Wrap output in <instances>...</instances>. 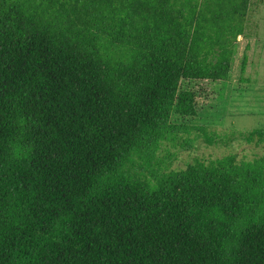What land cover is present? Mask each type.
Here are the masks:
<instances>
[{"label": "trees", "instance_id": "trees-1", "mask_svg": "<svg viewBox=\"0 0 264 264\" xmlns=\"http://www.w3.org/2000/svg\"><path fill=\"white\" fill-rule=\"evenodd\" d=\"M250 4L0 0V264H264V156H157L195 129L183 83L228 81Z\"/></svg>", "mask_w": 264, "mask_h": 264}, {"label": "rangeland", "instance_id": "rangeland-1", "mask_svg": "<svg viewBox=\"0 0 264 264\" xmlns=\"http://www.w3.org/2000/svg\"><path fill=\"white\" fill-rule=\"evenodd\" d=\"M183 86L196 93L197 115L173 120L195 129L174 143L162 144L157 156L163 171H178L195 161L208 163L227 155L245 161L264 156L262 147L244 140L251 130L264 127V0H251L228 81H191Z\"/></svg>", "mask_w": 264, "mask_h": 264}]
</instances>
